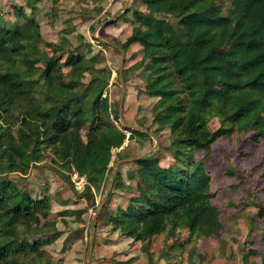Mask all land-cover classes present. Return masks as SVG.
<instances>
[{"label":"trees","instance_id":"1","mask_svg":"<svg viewBox=\"0 0 264 264\" xmlns=\"http://www.w3.org/2000/svg\"><path fill=\"white\" fill-rule=\"evenodd\" d=\"M143 1L150 13L133 11L136 23L123 47L141 48L139 62L147 64L145 91L167 103L154 121L159 127L169 125L174 133L181 131L182 136L174 141L190 153L183 152L189 164L169 167L161 166L152 156L139 158L141 181L147 184L141 183L132 203L119 207L110 217L115 230L141 240L147 251L150 239L169 224L188 227L192 237L200 238L222 226L219 209L212 202L211 174L204 159L194 158L195 151L208 153L218 138L234 131L252 130L250 136L255 141L264 136V0H230L226 11L218 0ZM18 13L24 16L22 21L8 22L0 14V119L23 101V119L34 126L30 131L21 129L17 141L0 123V174L27 173L31 157L41 160L38 143L43 137L54 145L66 166L85 175L87 191L101 190L112 148L122 144L125 136L121 133L119 137L105 116L109 109L103 97L107 81L93 72L84 90H75L87 68L83 65L86 57L73 52L68 55L65 62L71 65L74 79L65 81L58 71L60 56H32L39 52L38 43L43 39L39 23L21 9ZM20 53L30 70L43 61L45 95L34 94L41 84L38 77L11 64ZM175 99L178 102L172 103ZM215 104L222 113V125L207 130L205 113ZM86 125L89 128L84 135ZM32 142L36 143L31 153ZM256 205L258 216L263 217L264 204ZM51 207L49 196L37 199L14 181L0 178V264H29L30 253L46 252L36 239L20 235L18 225L23 222L27 227L45 229L47 222L41 224L42 216H48ZM67 209L64 214L73 212Z\"/></svg>","mask_w":264,"mask_h":264},{"label":"rangeland","instance_id":"2","mask_svg":"<svg viewBox=\"0 0 264 264\" xmlns=\"http://www.w3.org/2000/svg\"><path fill=\"white\" fill-rule=\"evenodd\" d=\"M224 3L226 11L230 0H218ZM113 3L119 4L112 6ZM114 7V8H113ZM19 8V9H18ZM23 13L34 17L40 27L42 40L39 52L32 56H60L58 71L65 81H73L71 65L66 59L72 52L86 57L83 77L79 79L75 90H84L90 82L93 72L107 85L103 97L107 98L109 109L105 116L122 138V144L112 148V157L108 166L107 178L101 190L91 193L85 189L86 177L74 168L66 166L56 153L54 145H49L41 137V160H34L27 173L18 171L5 172L0 178H8L21 190H27L35 198L49 196L52 207L48 216H42L41 224L45 229L38 230L19 223L18 232L41 243L44 254H29V264H86L87 251L91 237V224L96 210L106 197L98 217L94 250L102 247L109 234L114 233V242L127 253L125 262H118L116 252L112 256L101 254L99 259L93 255V264H263L264 255V216H258L259 207L264 204V136L258 141L251 138L252 130L245 133L232 132L229 136L218 138L211 150H197L193 153L196 160L204 159L211 174V191L215 194L213 204L220 212L222 226L208 237H192L188 227H173L169 224L165 231L156 234L143 250V243L131 236L115 230L110 217L119 207H127L131 198L139 193L138 186L147 184L141 181L140 164L137 160L126 161L116 172L117 162L136 155L152 156L163 167L187 165L189 160L183 152L190 154L175 141L182 132L174 133L171 127H159L154 121L156 114L166 105L160 96L146 93L145 84L147 64L140 63L142 50L139 45L125 49L123 43L136 23L134 10L140 9L145 14L150 9L143 0H0V14L8 22L22 21ZM129 11V12H128ZM125 60L122 61L123 51ZM20 53L12 61L18 70L40 79L36 96L46 94V86L41 72L43 61L28 69ZM123 64V78L126 89L123 114L131 124L144 126V129L131 128L120 119V102L123 82L120 67ZM3 66L5 64L3 63ZM5 71L4 68H1ZM183 95V94H182ZM171 102V101H170ZM177 103L178 99L172 101ZM164 104V105H163ZM26 104L20 101L9 112H4L0 123L8 128L17 141L21 129L30 131L33 122L23 119ZM222 113L215 104L205 113L207 130L220 127ZM88 125L83 127L86 135ZM36 142H32L28 152L32 153ZM181 153H180V152ZM116 181L121 185L116 187ZM71 209L69 215L64 214ZM67 209V210H68ZM55 222L54 224H52ZM58 230V231H57ZM250 250L257 253L249 254ZM163 252V254H161ZM133 256H132V255ZM163 255V256H162ZM245 255L248 258L245 259ZM106 260V261H104ZM108 260V261H107ZM113 261V262H112ZM106 262V263H104Z\"/></svg>","mask_w":264,"mask_h":264},{"label":"water","instance_id":"3","mask_svg":"<svg viewBox=\"0 0 264 264\" xmlns=\"http://www.w3.org/2000/svg\"><path fill=\"white\" fill-rule=\"evenodd\" d=\"M123 51V56H122V61L124 63L125 60V51ZM120 75L122 76V82H123V90H122V97H121V102H120V119L122 121V123H124L125 125L131 127V128H137V129H144V126L142 125H138V124H131L128 123L125 120L124 114H123V107H124V98H125V87H126V82L125 79L123 78V64H121L120 67ZM147 154L144 155H136V156H130L127 158H123L121 160H119L117 162V166H116V172L119 171V167L120 165H122V163L126 162V161H134V160H138L139 158L145 156ZM106 197L103 198L101 205L99 206V208L96 210V213L94 215L92 224H91V237H90V241H89V246H88V251H87V262L86 264H93V251H94V242H95V235H96V227H97V221H98V217L99 214L101 212V209L105 203Z\"/></svg>","mask_w":264,"mask_h":264},{"label":"crops","instance_id":"4","mask_svg":"<svg viewBox=\"0 0 264 264\" xmlns=\"http://www.w3.org/2000/svg\"><path fill=\"white\" fill-rule=\"evenodd\" d=\"M116 6L115 8H117L119 6V4H116V3H113L112 6ZM114 8V7H113ZM116 235L114 233H110L109 234V239L108 240H105L102 244V247H99L98 246L95 248V250L93 251V255H94V261L95 259H99V256L102 254H107V256H112L116 251V259L118 262H125L127 260V253L126 252H122V249L119 248L116 243L114 242V237ZM132 255V254H131ZM133 256V255H132ZM106 261V260H104ZM108 261V260H107ZM135 261V260H134ZM133 261V262H134ZM113 262V261H112ZM118 262H113L115 264H118ZM131 262V264L133 263ZM106 263V262H104ZM140 263V262H139ZM138 263V264H139ZM125 264V263H123ZM169 264H174L173 262L169 263Z\"/></svg>","mask_w":264,"mask_h":264}]
</instances>
